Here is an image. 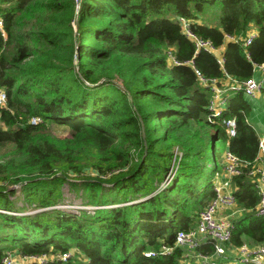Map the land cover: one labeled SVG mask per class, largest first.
Masks as SVG:
<instances>
[{"label":"trees","instance_id":"1","mask_svg":"<svg viewBox=\"0 0 264 264\" xmlns=\"http://www.w3.org/2000/svg\"><path fill=\"white\" fill-rule=\"evenodd\" d=\"M217 5L211 24L204 13ZM179 15L224 46L223 64L213 51H196ZM0 16V264L8 251L49 255L27 264L180 263L181 246L145 251L196 225L227 149L250 164L235 177L247 212L231 242L264 241L249 174L261 138L252 105L244 90L233 91L215 116L212 87L194 68L252 76L264 62V0H83L80 8L76 0H0ZM223 117L236 118L235 135ZM66 183L95 207L57 206ZM199 248L214 251L212 242Z\"/></svg>","mask_w":264,"mask_h":264},{"label":"built area","instance_id":"2","mask_svg":"<svg viewBox=\"0 0 264 264\" xmlns=\"http://www.w3.org/2000/svg\"><path fill=\"white\" fill-rule=\"evenodd\" d=\"M83 0H76L77 8H80ZM179 21L183 27L185 33L194 41L196 45V51L201 49H207L217 54L218 60L223 64L225 57L219 53L221 46H215L211 39L205 38L197 34L190 26V19L185 16H178ZM0 30L4 31L3 18L0 16ZM256 28H252L246 38V44L250 43L256 35ZM231 39H235V36H229ZM172 56V53H170ZM190 63L192 61H189ZM263 69L262 78L258 79L254 74L244 80H238L230 75L226 78L219 77H206L198 68L195 71L200 81L212 87V96L209 102V108L215 116L223 115L227 103L228 95L227 89L244 90V93L250 96H256L258 92H264V62L256 64L255 68ZM230 82H227V80ZM7 101V91L5 87L0 85V105H4ZM38 117H33L32 122H37ZM222 122L227 126L228 132L232 135L237 133V125L235 117H223ZM259 153L252 163V167L249 170V174L253 176L255 185L260 193V200L256 207V213L264 218V136H261L259 142ZM178 152V150H177ZM181 154V153H180ZM224 167L222 170L215 172V195L201 210L199 219L195 226L188 229H179L176 234L175 244L170 245L163 243L159 250L150 249L145 251V255L154 256L157 253L171 254L175 247L185 246L190 250H197L201 243L202 237L209 238L214 246V253L225 256L227 251L225 243L231 241L234 229V221L227 216L220 213L221 210L227 209L237 202V195L235 190L231 187L232 180L244 172V167L250 165L248 162L243 161L235 152L227 149L223 156ZM177 167L172 168L167 175L164 184H168L174 177ZM82 207H85L83 205ZM239 246L238 256L223 261H217L216 259H209L207 255L204 257V261L199 264H264V242L253 245L248 241H244ZM22 258L19 261L16 257V253L8 251L2 258L3 264H23L26 260H37L40 262L47 261L49 255L47 253L23 255L19 254ZM70 253L60 252L57 253V257L60 259H67ZM226 257V256H225ZM185 264V263H178Z\"/></svg>","mask_w":264,"mask_h":264},{"label":"rangeland","instance_id":"3","mask_svg":"<svg viewBox=\"0 0 264 264\" xmlns=\"http://www.w3.org/2000/svg\"><path fill=\"white\" fill-rule=\"evenodd\" d=\"M221 12V8L217 5L212 8H207L204 16L207 18V21L211 24H216L219 20V15ZM180 16V15H179ZM177 18H179L177 16ZM255 76L260 79L263 76V72L260 69H257L254 73ZM249 99L252 109L249 112V121L256 127L259 134L261 136H264V92H258L256 96H247ZM215 131V126H211L210 128V134ZM166 179V178H165ZM165 180L163 181L162 185L164 184ZM18 186V185H17ZM65 199L64 202L57 206H62L68 210H75L78 211L80 208H94L95 206L92 205H85V207H82L83 204V198L81 195V191H73L69 184L66 183L63 187ZM21 203V201H20ZM16 253V258L21 261L22 258L16 251H13ZM23 264H27L26 260L23 261Z\"/></svg>","mask_w":264,"mask_h":264},{"label":"crops","instance_id":"4","mask_svg":"<svg viewBox=\"0 0 264 264\" xmlns=\"http://www.w3.org/2000/svg\"><path fill=\"white\" fill-rule=\"evenodd\" d=\"M252 28H256V27L253 26ZM223 51H224V46L220 47L219 53L223 54ZM257 69H260L263 72V69L256 67L255 70H254V73L256 72ZM227 82H230V80L228 79ZM233 91H237V90H235V89H227L228 100H229L230 94ZM245 95H246V97L250 96V95H247V94H245ZM214 180H215V176H214ZM231 187L236 192V189H237L238 186H237V184L235 182V178L231 182ZM246 212H247V210L242 205L239 204L238 198H237L236 204H234L233 206H231V207H229L227 209H224V210L220 211V213L222 215L227 216L228 218L232 219L233 221H235L236 219L244 216L246 214ZM250 240L251 239H246L245 241H248L250 243L251 242ZM207 242H212V241L209 238L207 239L206 237H202L201 245L204 244V243H207ZM263 242H254V241H252L251 244L256 245V244H260V243H263ZM167 244H169V243H167ZM174 244H175V242H174ZM170 245H173V244H170ZM225 245H226V248H227V251L225 253L226 257L222 256V255H218V254H216L214 252H210V251H207V250L200 249V248H198L197 250H190V249H188L185 246H181V248L183 249V255L180 257V263L199 264L202 261H204L205 255L209 256L208 257L209 259H216L217 261H223L225 259H230V258H234V257L238 256V253H239V246L238 245H235L231 241L225 243ZM178 246H180V245H178ZM178 246H176V247H178Z\"/></svg>","mask_w":264,"mask_h":264}]
</instances>
